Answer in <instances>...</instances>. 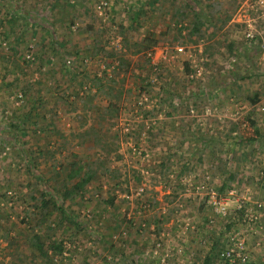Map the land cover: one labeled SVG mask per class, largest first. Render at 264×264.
I'll list each match as a JSON object with an SVG mask.
<instances>
[{
    "label": "rangeland",
    "instance_id": "1",
    "mask_svg": "<svg viewBox=\"0 0 264 264\" xmlns=\"http://www.w3.org/2000/svg\"><path fill=\"white\" fill-rule=\"evenodd\" d=\"M103 1L0 0V264H264V0Z\"/></svg>",
    "mask_w": 264,
    "mask_h": 264
},
{
    "label": "trees",
    "instance_id": "2",
    "mask_svg": "<svg viewBox=\"0 0 264 264\" xmlns=\"http://www.w3.org/2000/svg\"><path fill=\"white\" fill-rule=\"evenodd\" d=\"M187 1H190V0H187ZM187 4H190V3L187 2ZM135 17H136V15H135ZM211 18H212L211 11L205 13L202 9H197L195 11V15H194L195 23H194V28L192 30L193 34L199 35L200 33H202V28L205 27L207 24L214 27V25L211 21L212 20ZM121 34L124 36V33H121ZM123 42L129 50H131L132 48H135V51H133V54L140 53L143 50L149 49L151 47V45H145V44L143 45V43H140L137 41L133 42L130 37H123ZM131 42H133V44H130ZM96 51L97 52L95 54L101 58H105V59L107 58L108 60L110 58L111 59L115 58V54L113 52H108L106 50L105 43H103V41H101L100 47H99V49H96ZM120 62H121V65L125 66V63H124L125 60L123 58L120 59ZM96 81L94 80L93 83H95V85L97 84L96 86L100 89L99 90V92H100L103 85L98 84V82H96ZM82 90H84V89H82ZM120 98H121L120 94L118 97L117 96L115 97L116 101H118ZM107 100L108 101H107L106 108H107V110L110 108L111 113H108L106 115L108 117H110L111 115L112 116L114 115L113 102H112L111 98H107ZM103 116L106 117L105 114H103ZM36 130L37 129H34L35 132H36ZM16 131H17V133H22L23 132L22 127L19 126V129H16ZM92 132L94 133V131H92ZM232 133L236 134V138L239 140V143L242 145H250V144L257 143L262 137L261 130H260V127L258 125L257 120L251 116L241 117L240 119H238V121H236V123L233 125ZM14 135L16 136L19 134H14ZM97 139H98L97 143L101 142L103 140V136L97 135ZM107 146H109L108 143H105L103 145V148L101 151H102V153L106 152L109 155L113 150H115V148L112 149V148L107 147ZM46 153L47 154L48 153L53 154L49 150H47ZM38 154L44 155L45 153L43 152V153H38ZM84 171L85 170H84L83 166H79V167H77L76 171L74 172L75 173L74 176H77V178H79V181H78L76 187L80 188V189L82 187H84L86 184H88L90 182V178H91V176L88 175L87 172H84ZM43 205L48 206L49 202L44 201ZM36 240H37V247L39 248V250L43 254H46L44 249L42 248V245H41L38 237H36ZM53 249L57 253L63 252V248L61 247L60 244L54 245ZM202 264H216V263H215L213 256L211 254H208L205 257V259L203 260Z\"/></svg>",
    "mask_w": 264,
    "mask_h": 264
},
{
    "label": "crops",
    "instance_id": "3",
    "mask_svg": "<svg viewBox=\"0 0 264 264\" xmlns=\"http://www.w3.org/2000/svg\"><path fill=\"white\" fill-rule=\"evenodd\" d=\"M72 99H74V98H72ZM102 100H103V98H102ZM84 102H86V99H84ZM103 103L104 104H106L107 103V100H103ZM80 111H78V113H79ZM58 111L57 110H52L51 112H50V114L52 115V116H57L58 114ZM86 113H88L89 115V118H92V117H94V116H92L94 113L93 112H86ZM86 113L84 112L82 115H84L85 117H87V115H86ZM60 115H63L61 112H60ZM106 116V115H105ZM76 117V116H75ZM254 118V117H253ZM85 119H87V118H85ZM91 121H92V119H91ZM92 122H94V121H92ZM258 122V121H257ZM258 125H259V123H258ZM91 126V130L92 131H94V132H101V131H106V130H110L111 129V127L109 128L108 126H110L107 122H106V124L104 123H100V124H97L96 122L94 123V124H90V125H85L84 127L85 128H88V127H90ZM259 127H260V125H259ZM37 131V130H36ZM51 131H53L52 129H51ZM38 132V131H37ZM54 132V131H53ZM51 141L50 142H52L53 144H58V145H60V142H62L61 140H58L57 138L55 139V138H51L50 139ZM82 144V143H81ZM52 145V144H51Z\"/></svg>",
    "mask_w": 264,
    "mask_h": 264
},
{
    "label": "built area",
    "instance_id": "4",
    "mask_svg": "<svg viewBox=\"0 0 264 264\" xmlns=\"http://www.w3.org/2000/svg\"><path fill=\"white\" fill-rule=\"evenodd\" d=\"M95 1H98V9L99 10H101L107 4L103 0H95ZM101 13H102V11H101ZM177 51L179 52V54L183 53L184 52V48L183 47H179V48H177ZM68 63L70 64V61H68ZM259 208H262V207H259ZM223 256L228 261L229 264H238L236 262V259L234 258V255H233L232 251L231 252H227ZM247 258H248L247 256L241 257V262L245 263L247 261Z\"/></svg>",
    "mask_w": 264,
    "mask_h": 264
}]
</instances>
